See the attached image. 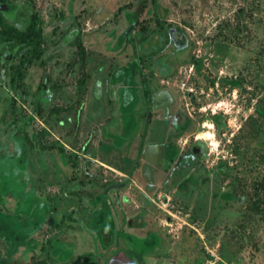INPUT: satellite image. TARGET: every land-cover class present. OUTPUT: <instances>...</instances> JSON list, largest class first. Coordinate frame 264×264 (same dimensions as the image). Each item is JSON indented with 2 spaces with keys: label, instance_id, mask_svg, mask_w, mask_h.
Masks as SVG:
<instances>
[{
  "label": "rangeland",
  "instance_id": "rangeland-1",
  "mask_svg": "<svg viewBox=\"0 0 264 264\" xmlns=\"http://www.w3.org/2000/svg\"><path fill=\"white\" fill-rule=\"evenodd\" d=\"M3 1L0 254L264 264V0Z\"/></svg>",
  "mask_w": 264,
  "mask_h": 264
},
{
  "label": "trees",
  "instance_id": "trees-1",
  "mask_svg": "<svg viewBox=\"0 0 264 264\" xmlns=\"http://www.w3.org/2000/svg\"><path fill=\"white\" fill-rule=\"evenodd\" d=\"M5 1V0H4ZM3 1V3H5ZM145 0H142V5H143V2ZM142 8V7H141ZM140 8V10H141ZM139 14H140V11H136L132 17H133V21L136 22L138 17H139ZM38 15L37 14H32V18H31V21L29 23V25L27 26V28L24 30V31H20L17 33L16 37L18 40L21 41L22 44H25L26 46L27 45H33V49L34 51H37V56L40 55V48H39V45H40V36H41V33H40V29H38ZM1 33H4V32H1ZM126 35L127 37H131V32L127 31L126 32ZM77 44H78V47L82 50V54H84V48H83V43L81 41V38L78 37L77 39ZM82 61H85V56L83 57ZM135 61L137 62V58H135ZM143 77H144V82L146 83V86L149 88V82H148V79L146 78V76L143 74ZM152 109V108H150ZM150 120H151V116L148 118L147 120V124L150 123ZM148 126V125H147ZM144 134V133H143ZM146 135V133H145ZM127 181V179H126ZM40 226V225H39ZM38 227H35L33 226L32 227V230L27 232L26 234H18L17 231L16 232V235H12V236H9L8 237V241L10 242V245H11V251H9V253L15 251L16 249H18V246H19V243H20V239L21 237L23 236H29L32 231H34L36 228H39ZM14 258H12V256H2L0 254V263L1 264H12V261H13ZM29 264H48L46 261L44 260H37V261H34V262H31Z\"/></svg>",
  "mask_w": 264,
  "mask_h": 264
},
{
  "label": "water",
  "instance_id": "water-1",
  "mask_svg": "<svg viewBox=\"0 0 264 264\" xmlns=\"http://www.w3.org/2000/svg\"><path fill=\"white\" fill-rule=\"evenodd\" d=\"M142 5V4H141ZM142 6H140L141 8ZM1 8H4L6 9L7 8V4L6 5H3L1 6ZM140 8L137 10V11H140ZM133 27V26H132ZM132 27L128 30L129 32H131L132 30ZM131 176V175H130ZM127 181L121 183V184H114L112 185L113 187H117L119 185H124ZM110 263L111 264H133V261L126 256L125 253L121 252V253H118L116 255H114L111 259H110Z\"/></svg>",
  "mask_w": 264,
  "mask_h": 264
},
{
  "label": "built area",
  "instance_id": "built-area-1",
  "mask_svg": "<svg viewBox=\"0 0 264 264\" xmlns=\"http://www.w3.org/2000/svg\"><path fill=\"white\" fill-rule=\"evenodd\" d=\"M201 264H232V263L225 261L216 252L208 250V254Z\"/></svg>",
  "mask_w": 264,
  "mask_h": 264
},
{
  "label": "crops",
  "instance_id": "crops-1",
  "mask_svg": "<svg viewBox=\"0 0 264 264\" xmlns=\"http://www.w3.org/2000/svg\"><path fill=\"white\" fill-rule=\"evenodd\" d=\"M141 217V216H140ZM9 218V217H8ZM11 220V219H10ZM38 227V226H37ZM40 227V226H39ZM36 229H38V228H36ZM31 235V234H30ZM150 247H152V246H150Z\"/></svg>",
  "mask_w": 264,
  "mask_h": 264
},
{
  "label": "bare ground",
  "instance_id": "bare-ground-1",
  "mask_svg": "<svg viewBox=\"0 0 264 264\" xmlns=\"http://www.w3.org/2000/svg\"><path fill=\"white\" fill-rule=\"evenodd\" d=\"M208 135H210V133H208Z\"/></svg>",
  "mask_w": 264,
  "mask_h": 264
},
{
  "label": "flooded vegetation",
  "instance_id": "flooded-vegetation-1",
  "mask_svg": "<svg viewBox=\"0 0 264 264\" xmlns=\"http://www.w3.org/2000/svg\"><path fill=\"white\" fill-rule=\"evenodd\" d=\"M133 261V260H132ZM133 264H135L134 262H133Z\"/></svg>",
  "mask_w": 264,
  "mask_h": 264
}]
</instances>
